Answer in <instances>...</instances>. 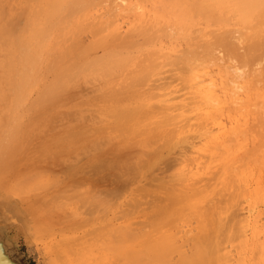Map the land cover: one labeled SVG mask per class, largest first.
Wrapping results in <instances>:
<instances>
[{"label":"rangeland","instance_id":"374dc122","mask_svg":"<svg viewBox=\"0 0 264 264\" xmlns=\"http://www.w3.org/2000/svg\"><path fill=\"white\" fill-rule=\"evenodd\" d=\"M47 1L0 0V156L6 155L0 159V217L11 226L28 264H137L133 258L141 255V264H162L148 256L194 216L179 190L177 166L188 153V143L171 137L173 128L157 115L159 103L149 100L150 94L170 81L160 78L176 72L185 79L196 61L210 62L205 56L213 49L217 61L224 62L221 65L244 69L240 65L248 62L246 72L257 66L263 74L264 10L244 22L234 3L221 9L214 6L210 16L216 15L217 22L212 23L215 18L206 20L196 12L193 2L203 0H149L157 12V26L117 33L100 21L92 23L88 9L70 10L80 0H67L52 18ZM168 26L176 31L171 39ZM199 27L206 28L204 36L195 38L193 30ZM226 36L241 40L240 47ZM25 44L34 56L33 65L21 63ZM174 46L179 52L167 56ZM193 49L199 50L197 56ZM185 58L195 62L185 61L184 67ZM258 74L252 85L261 95L264 74ZM252 107L243 113L251 119V139L259 148L264 144V108L261 112V105L255 111ZM262 146L257 150H264ZM253 169L252 182L262 181L264 186V169L257 164ZM131 204H138L134 212ZM208 222L197 224L187 247L191 264H201L202 254L205 262L211 260L208 251L213 243L225 240L226 234L217 232L213 222L205 226ZM126 226L130 230L123 233L120 227ZM139 228L147 229L141 235ZM209 234L212 245L206 241ZM200 239L210 245L208 250ZM170 257V264H183L177 253Z\"/></svg>","mask_w":264,"mask_h":264},{"label":"bare ground","instance_id":"6f19581e","mask_svg":"<svg viewBox=\"0 0 264 264\" xmlns=\"http://www.w3.org/2000/svg\"><path fill=\"white\" fill-rule=\"evenodd\" d=\"M46 3L48 6V10L51 11L49 12L47 10V15L52 18L54 14L57 13L65 3H67V0H48ZM233 3L235 6H237V11L239 12L244 22L248 21L251 15L255 12L264 10V0H203L201 4L193 2V4L196 5L197 14H201L202 17L204 15V19L210 21L215 18L214 21L212 20V23L217 22V18L215 17L216 15H214V17L210 16L211 10H214V6L217 9H221ZM80 9H88V19L92 23L100 21L101 24L105 25L106 28L112 29L117 33L145 27H148V29L150 28L149 30H151L152 28L154 29L158 24L157 12L151 7V3H149V0H80L77 2L76 7L74 6L70 8V10L72 11ZM222 19L223 17H220V20L218 22H221ZM165 29L167 30V34L166 32L165 34L168 38L171 39L172 37H175L176 31L172 26H168ZM162 30L163 29L161 28L160 31ZM205 30L206 28L204 27H199L193 30V32L197 34L195 38L203 37ZM245 30L247 29L245 28ZM36 32L38 31L36 30ZM232 32L234 33V31ZM41 33L42 32H39V34ZM194 33H192L191 35H193ZM227 33H229V31H227ZM39 34L36 33L37 36ZM44 34L45 32L43 30L41 36L43 37ZM209 35L212 36L213 33H210ZM215 35H217V32L215 33ZM241 35L243 40L245 39V37L247 39V36H244L243 34L239 35L240 38L237 35L236 36L237 38L241 39ZM228 38L229 37L226 36V39ZM233 39L234 38L232 36L231 41ZM240 41L241 40H239V42ZM231 43H228L229 46L231 45ZM234 43L237 42H233L232 44ZM241 44L242 42L240 43V45ZM232 46L233 45H231L230 48H234ZM237 46L240 47L239 44ZM200 49L201 48H199V50ZM194 50L195 56H197L196 54L199 53V50L196 51V49H193V52ZM209 50L210 49H208L207 47V49L205 50L206 53ZM214 50L215 49H213L212 53L215 52ZM22 51L23 59L21 60V63L23 65H25V63L33 65L35 63V59L31 53L30 46L28 44H25L24 48H22ZM202 51L204 53V50ZM178 52V47L174 46L167 52V56L173 57V55ZM212 53L209 54V57L207 54L205 56L207 58L206 61H210V59H212V62H205L203 60L200 62V64L196 61L195 65L197 66L191 67L190 72H188V74L190 73L189 76L188 74L184 75V77L188 76L185 77L186 80L184 78H181L182 75L177 74L175 70H170L171 72L175 73H173L169 77H163L159 79H169L170 81L157 85V87H155L156 91L151 93L149 97V100H156L159 103V106L157 108V115H161L163 117V122L165 123V125L172 126L173 132L171 133V137L178 140L183 139L188 143V153L184 154V156L178 162L177 166L180 181L179 190L184 195L185 199L188 200L189 204L185 203V206L189 205L188 207L191 209V214H193L194 218L178 226L174 233L165 236L161 246H157V249L154 250V252L148 257L150 258V260L154 259L155 261H159L162 264H170V256L174 253H177L178 255H180L181 262L183 264H189L190 259H188L189 257H186L187 247H189L191 240L194 239L195 233L198 230L197 224L199 222L204 224L206 223V221H211L213 222L214 228L217 232H223L224 235L226 234L225 236H223L225 240L223 242L215 241L213 243L212 250L208 251V253L212 255L211 260L205 262V259H203L204 254H202L200 257V259L202 260L201 264H264V186L262 185V181H256V176L255 183L251 180V174L253 173L252 171L254 170V165H260L261 169H264V152L262 153V151L264 150H257L261 147V149H263L262 145L264 144H261L259 148H255L256 146H258V143L256 145H253L251 139L249 128L251 119L248 115H245V113H243L246 108L252 106L254 108L252 107L251 110H254L255 108L259 109L260 105L262 108H260L259 111L263 110L264 93H262L261 95L257 94V90L252 85V80H257V78L252 77L256 75V72L257 74L259 73V77H261L264 73L262 74L261 72H258L260 70H257V66L255 67V70L253 69L252 71L250 70L248 72L249 69H247L246 72V67L244 66H247L248 62H245L246 65L243 62L240 65L241 67L243 66L244 69L239 68L237 65H221L220 63H222L223 61H217L216 56ZM186 59L187 58L183 60L184 64L182 66L187 64H185V61L191 60ZM192 59L197 60L193 57ZM202 59H204V57ZM213 59H216V61H214ZM213 61L215 63H213ZM194 62L195 61L192 62L191 60L190 64H193ZM256 62H254L253 64H255ZM258 65L262 66L261 64ZM29 71L31 70L29 69L26 73L28 74ZM259 79L260 78H258V83H260ZM258 83L257 85H260ZM257 99L261 100H259L261 104L257 102ZM253 131L255 132V129ZM4 132L6 133V131ZM13 141L15 140L13 139ZM13 150V152L18 151L15 149ZM5 152L6 151H4V153ZM2 156H0V159L4 158V156L6 155H4L3 157ZM1 162L2 161H0V163ZM257 173L258 174L256 175L259 176V171H257ZM75 183L77 185L78 181ZM108 190L105 191L108 192ZM69 191H72V189ZM98 191L99 189L97 190V192ZM119 191H121L122 193L121 189ZM75 193H77V191ZM112 193L113 192H111V194ZM233 194L236 195V197L233 196ZM111 196H113V194ZM150 196L152 197V195ZM63 197L65 198L66 196ZM105 197H107V195H105ZM113 198L114 197H112V199ZM233 198H237L239 202L237 201V199L234 200ZM239 198H241L242 200ZM160 199L159 201L162 203V200ZM78 200L81 203L80 199ZM171 200L173 202L177 201L175 199ZM136 201L134 200L135 203ZM156 201L158 202V200ZM180 201H182L183 204V200L181 199ZM129 202L126 203L128 204L127 206H129ZM173 202H169L168 205L170 206V204H174ZM85 203L86 202L82 201L81 204ZM235 203H237L238 206L237 204L234 205ZM96 206L98 207V204ZM137 206L138 204L134 205V207L131 204V207H133L134 209H132L133 212L136 210ZM233 206H236V208L234 207V211ZM95 207H93L92 210ZM85 210H87V208ZM169 211L170 209L168 210V212ZM182 211L184 210L182 209ZM168 212H166V214ZM175 214L171 215L175 216ZM90 215L89 217L91 218ZM172 216L169 217L170 219L166 222L167 224L168 222H171ZM181 216H183V214ZM157 217H155V219H157ZM165 219H167L166 216L163 220ZM209 222L207 223L208 225L205 224V226L210 227ZM135 223L137 224V221ZM142 223L143 225L145 224V222ZM163 224H165V222ZM77 227H80V225ZM120 228L123 233H126L128 230H130V226ZM146 229L144 228L143 230ZM204 229L201 230V233L205 231ZM208 229L210 230V228ZM134 230L136 231V229ZM143 230H140V234L141 232H143ZM215 230L213 232H215ZM221 233L220 235L222 236ZM210 234L207 238L204 236L203 237L208 239L210 237ZM213 235L215 234L213 233ZM112 236L114 237L113 234ZM213 237L218 238V236ZM114 240H116L115 242L118 241L116 236ZM206 241L207 244L211 243L210 245H212V242L209 241V239ZM206 245L204 243L205 247ZM210 245H208L209 248ZM208 246L206 247L207 250ZM109 249L111 250V248ZM120 249H124V247H121ZM91 250L93 251V249ZM143 251L144 250H142V252ZM193 256L195 257V255ZM142 257L143 255H141V257L135 256L133 260L137 264H141L143 261ZM120 258L123 259V256Z\"/></svg>","mask_w":264,"mask_h":264},{"label":"water","instance_id":"95a60500","mask_svg":"<svg viewBox=\"0 0 264 264\" xmlns=\"http://www.w3.org/2000/svg\"><path fill=\"white\" fill-rule=\"evenodd\" d=\"M0 264H28L13 236L11 226L0 217Z\"/></svg>","mask_w":264,"mask_h":264}]
</instances>
